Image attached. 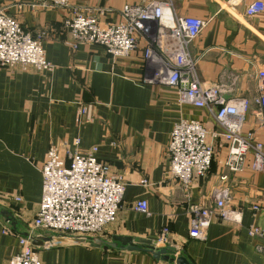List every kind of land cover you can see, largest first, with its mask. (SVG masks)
Instances as JSON below:
<instances>
[{
	"label": "crops",
	"instance_id": "1",
	"mask_svg": "<svg viewBox=\"0 0 264 264\" xmlns=\"http://www.w3.org/2000/svg\"><path fill=\"white\" fill-rule=\"evenodd\" d=\"M160 1L165 0H71L69 9H45L33 8L30 0H0V7L7 8L26 32L46 36L47 60L55 67L52 72L0 67V213L12 217L9 221L0 215V264H9L20 253V237L33 240L43 264H174L149 252L96 248L34 230L43 196L40 168L52 146L82 153L97 148V159L124 182L117 221L98 238L145 240L156 250L173 247L177 253L168 256L183 257L190 264H264V238L248 232L253 227L264 233V173L252 170V155L242 172L231 173L228 149L218 140L209 174L195 179L186 191L170 175L171 133L181 121H200L211 132H220L214 114L181 105L177 90L152 82L143 38L137 52L117 61L100 45H80L76 51L68 45L71 36L64 23L75 11L95 15L103 24L118 23L125 5ZM255 1L179 0L174 13L206 22L190 48L198 61V78L206 87H223L227 100L251 102L244 130L256 133L264 145L263 117L255 102L258 72L264 70V13L248 17L246 12ZM81 106L87 114L79 121ZM225 175L228 180L223 182ZM145 180L149 186L142 184ZM220 187L229 191V207L242 212V224L216 219L204 240L192 239L190 208L211 207ZM138 201L148 203L147 214L133 210ZM165 227L170 243L162 246ZM46 242L51 245L43 249Z\"/></svg>",
	"mask_w": 264,
	"mask_h": 264
},
{
	"label": "built area",
	"instance_id": "2",
	"mask_svg": "<svg viewBox=\"0 0 264 264\" xmlns=\"http://www.w3.org/2000/svg\"><path fill=\"white\" fill-rule=\"evenodd\" d=\"M33 8L69 9L71 0H30ZM179 0L151 2L144 5H125L118 23L103 24L95 15L75 11L64 26L71 36L68 45L78 50L80 45H100L114 60L131 57L139 49L140 38L145 39L144 58L153 69L152 82L177 90L179 103L214 114L222 131L211 132L200 121H181L171 133L168 152L170 175L183 189L189 191L194 180L206 177L216 156V142L223 140L228 149L226 166L231 173L242 172L248 156L252 155L253 171L264 173V145L254 132L244 126L251 102L246 98L227 100L223 87L204 86L197 74L198 61L190 54L191 45L202 33L206 22L194 17H178L174 3ZM247 16L264 13V1H255L247 8ZM42 33L32 35L21 23L0 7V67L52 72L55 67L47 60ZM259 96L255 102L261 109L264 126V70L258 72ZM87 114L80 107L79 121ZM79 148L80 141L76 142ZM98 149L88 153L71 151L66 146H52L40 168L43 177V196L33 228L64 235L71 239L98 238L117 221L125 195V184L111 167L97 159ZM228 177H222L227 181ZM149 186L148 181H143ZM211 207L194 205L190 208V236L204 240L212 223L220 221L242 224V212L230 208L229 191L220 187L214 192ZM15 200L21 202L20 197ZM133 210L148 213V203L138 201ZM255 211L259 207H254ZM249 235L264 238L257 228ZM170 243V230L165 227L159 244ZM21 251L9 264H43L33 240L20 237ZM51 244L44 243L43 249Z\"/></svg>",
	"mask_w": 264,
	"mask_h": 264
},
{
	"label": "water",
	"instance_id": "3",
	"mask_svg": "<svg viewBox=\"0 0 264 264\" xmlns=\"http://www.w3.org/2000/svg\"><path fill=\"white\" fill-rule=\"evenodd\" d=\"M0 215H4L7 217L9 221H11V214L8 212H2ZM73 242L76 243H87L91 245L92 247L100 248L105 247V249H122L127 250L131 252L135 251H142V252H149L152 253L155 259L160 260L162 257L165 258L166 261L174 263V264H190L187 259L183 257L179 258H171L168 256V253H172L175 255L177 253V250L173 247H168L166 249H159L156 250L151 242L140 240V239H132L128 237H115L113 239V242H106L100 238H88V239H80V238H74L71 239ZM142 244L147 246L148 248H139L137 245Z\"/></svg>",
	"mask_w": 264,
	"mask_h": 264
}]
</instances>
